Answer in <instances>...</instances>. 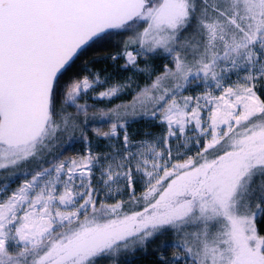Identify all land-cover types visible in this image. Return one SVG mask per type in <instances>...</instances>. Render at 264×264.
<instances>
[{"label": "snow or ice", "instance_id": "6c2138e0", "mask_svg": "<svg viewBox=\"0 0 264 264\" xmlns=\"http://www.w3.org/2000/svg\"><path fill=\"white\" fill-rule=\"evenodd\" d=\"M0 175V264H264V0H0Z\"/></svg>", "mask_w": 264, "mask_h": 264}, {"label": "trees", "instance_id": "16d2710c", "mask_svg": "<svg viewBox=\"0 0 264 264\" xmlns=\"http://www.w3.org/2000/svg\"><path fill=\"white\" fill-rule=\"evenodd\" d=\"M115 44V41H113V45ZM114 51V47L110 46V45H104V46H97L91 50H89L86 55L82 56L80 58V60L77 61L76 64V68H83L85 67V62H87L86 66L90 69H92L93 71L96 72H100L102 76L104 75H110L113 80H122L123 78H125L126 76L130 75V71H123L121 70L120 65L123 64V60L119 61L118 63L114 64L113 61H111L110 59H108L109 55ZM152 63H154L157 67H159L161 65V61L159 59L155 60V61H151ZM106 70V71H105ZM141 82H143V77H139V79ZM131 99V94L128 95H123L120 96L118 99H115L112 101V104L109 105L107 101H96V105L97 107H104V106H113L115 104H119V103H124L127 102L128 100ZM81 103L84 102V100L80 101ZM88 103H93V101L91 100V98H88ZM140 128L141 131H143V129L146 127V122L145 121H140L139 123H133L131 128ZM107 129V128H105ZM156 130V129H154ZM89 135H92V133L90 132ZM62 144H67L68 147L65 150L68 151V149L73 150L76 146L82 144L78 141H74L72 143H68L67 138H63L62 139ZM2 176V175H0ZM3 182V176L2 179L0 180V183ZM166 247V252L167 255L169 257H171V253L174 252V250L172 249L171 245H165ZM135 260V264H154L155 260H156V256L153 255L151 253V250H149V252L147 254H145L144 256H137L134 258Z\"/></svg>", "mask_w": 264, "mask_h": 264}, {"label": "rangeland", "instance_id": "374dc122", "mask_svg": "<svg viewBox=\"0 0 264 264\" xmlns=\"http://www.w3.org/2000/svg\"><path fill=\"white\" fill-rule=\"evenodd\" d=\"M137 79H139V77H137ZM101 90H102V88H97L95 90V92H99ZM92 95H94V93H89V97L88 98H91ZM105 130H107V129H105ZM131 130L132 131H135L137 133L141 132L140 128L139 129L138 128L136 129V128L133 127V128H131ZM82 149H83V144H80V145L76 146L73 150H71V149L69 150L68 149V151H66L65 154L70 156V155H73V154H75L77 152L82 151ZM1 179H2V176H0V180ZM17 183H19V181H17ZM12 186L15 187L16 185L13 184ZM160 240L161 241H166L167 242L166 245H168V244L171 245L172 244V241H173V237L171 235H167V236L161 237ZM172 249L174 250V252L171 253V256L177 251L174 248H172Z\"/></svg>", "mask_w": 264, "mask_h": 264}]
</instances>
